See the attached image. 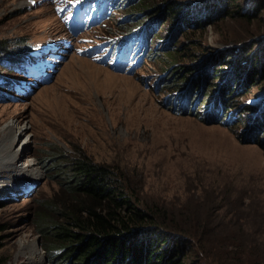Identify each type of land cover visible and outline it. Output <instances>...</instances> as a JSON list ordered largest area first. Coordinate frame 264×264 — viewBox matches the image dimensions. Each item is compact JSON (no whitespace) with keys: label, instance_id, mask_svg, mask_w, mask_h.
Here are the masks:
<instances>
[{"label":"rangeland","instance_id":"obj_1","mask_svg":"<svg viewBox=\"0 0 264 264\" xmlns=\"http://www.w3.org/2000/svg\"><path fill=\"white\" fill-rule=\"evenodd\" d=\"M154 1L160 8L155 52H164L160 44L170 35V45L182 51L166 76H187L183 85L175 81L173 86L207 79L192 85L197 116L177 114L164 105L167 92L176 89H154L166 66L153 67L147 59L135 72L120 73L101 63L102 50L89 52L105 42V34L117 25L113 20L127 16L128 10L115 12L102 28L80 14L70 17L74 0H0V48H24L30 58L41 54L30 60L37 70L32 77L0 67V75L28 86L26 94L10 93L0 100V264H67L43 249L45 237L37 224L42 203L62 194L59 172L49 160L60 153H83L94 163L118 168L142 204H158L172 213L194 203L185 187L197 179L237 195L264 189V0ZM201 3L222 9H214L201 24L193 19L186 29L182 18L199 15L194 8ZM170 4L180 9L169 11ZM234 8L249 18H237ZM143 17L138 20L146 22L148 16ZM82 28L85 32L73 38L75 29ZM72 44L74 50L50 81L38 88L29 85L45 69L50 71L47 62L55 71V58ZM238 48L258 59L255 67L247 63L241 64L244 70L236 68ZM225 94L236 117L230 125L209 113L203 116ZM21 128L27 136L13 140L12 131ZM9 145L17 152L20 168L15 170L6 164ZM184 247V264H208L194 241L187 240Z\"/></svg>","mask_w":264,"mask_h":264},{"label":"trees","instance_id":"obj_2","mask_svg":"<svg viewBox=\"0 0 264 264\" xmlns=\"http://www.w3.org/2000/svg\"><path fill=\"white\" fill-rule=\"evenodd\" d=\"M104 5L109 10L102 25L115 12L128 10L127 16L113 20L117 24L113 33L104 31L106 38L113 37V43L122 41L135 50L138 64L149 59L153 67L166 66L155 88L160 93L171 88L176 91L167 92L164 105L174 113L197 116L192 85L204 84L207 79L195 78L189 85L173 86L175 81L183 85L187 76L179 73L166 76L182 51L170 45V35L160 44L164 52H155L160 38L155 30L159 3L104 0ZM178 6L170 4L167 9L175 12L180 9ZM214 6L216 8H212ZM214 6L198 4L194 11H200L199 15L183 17V26L187 29L193 19L201 24L206 15L215 10L219 13L221 6ZM231 13L240 19L249 18V14L237 8ZM141 15L148 16L146 22L138 20ZM153 38L157 43L152 44ZM248 52L238 48L233 54L238 70H244L241 64L256 66L258 59L251 58ZM27 53L24 48L15 52L0 48V67L20 74L27 65ZM12 78L0 75V100L14 93L17 82ZM200 86L195 88L196 94ZM227 97L225 94L224 98L215 99L203 116L209 113L218 123L224 119L222 124L230 125L236 117L235 113H230L232 108L225 101ZM49 160L52 168L59 172L62 193L42 203L43 210L37 216L39 231L45 237L42 246L50 257L62 256L60 261L67 264L71 261L72 264H184V246L187 240H192L208 264H264L263 188L237 195L235 191L225 187L218 189L210 182L212 188L209 181L197 179L185 187V192L195 197L194 203H187L180 213H172L158 204H142L118 168L94 163L83 153L72 157L60 153ZM206 179L209 178L206 176ZM229 193L236 195V199Z\"/></svg>","mask_w":264,"mask_h":264},{"label":"bare ground","instance_id":"obj_3","mask_svg":"<svg viewBox=\"0 0 264 264\" xmlns=\"http://www.w3.org/2000/svg\"><path fill=\"white\" fill-rule=\"evenodd\" d=\"M11 124H8L6 127H9V130L11 131L12 130V127H10ZM12 136H13V140H16L17 138H20V137H26L27 136V131L25 129H18V130H13L12 131ZM14 142H11V146L13 145ZM7 150V162L6 164H8V166H11V168L9 169H18L20 168L19 165L16 164V158H17V152H13L11 149H10V145L7 146L6 148ZM5 166V165H4Z\"/></svg>","mask_w":264,"mask_h":264},{"label":"clouds","instance_id":"obj_4","mask_svg":"<svg viewBox=\"0 0 264 264\" xmlns=\"http://www.w3.org/2000/svg\"><path fill=\"white\" fill-rule=\"evenodd\" d=\"M101 25H102V24H101ZM101 25H100V26H101ZM109 38H111V37H109ZM140 66H142V64H141ZM140 66L136 67L132 72H135L136 69L139 68ZM108 68H109V67H108ZM109 69H111V68H109ZM111 70H113V69H111ZM113 71H115V70H113ZM116 72H117V71H116ZM122 73H126V72H122ZM129 73H130V72H129ZM160 77H161V74L158 76V79H157V81L155 82L154 87H156L155 85H156L157 82L159 81ZM154 89L157 90L156 88H154Z\"/></svg>","mask_w":264,"mask_h":264}]
</instances>
